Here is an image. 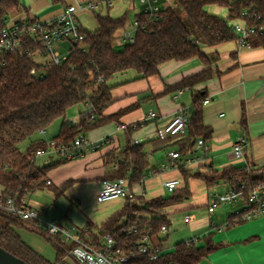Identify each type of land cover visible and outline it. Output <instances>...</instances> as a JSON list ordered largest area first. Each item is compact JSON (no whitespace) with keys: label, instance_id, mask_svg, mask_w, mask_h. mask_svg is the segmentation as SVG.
Returning <instances> with one entry per match:
<instances>
[{"label":"trees","instance_id":"1","mask_svg":"<svg viewBox=\"0 0 264 264\" xmlns=\"http://www.w3.org/2000/svg\"><path fill=\"white\" fill-rule=\"evenodd\" d=\"M175 3L176 6L162 8L156 20H149L140 12L135 42L126 43L121 50L116 48L114 38L117 30L125 26L127 16L98 13L95 14L98 28L94 31L84 29V43L72 42L69 55L60 65H37L32 55L20 52L0 58V196L21 200L46 187L51 189L48 172L68 161L58 159L38 166L35 163L37 152L48 149V144L33 141L26 151L19 145L36 132L45 131L54 121L65 118L68 110L79 103L89 104L91 110L82 114L77 123L64 121L59 134L53 138L57 144H70L80 134L86 136L95 127L117 119L124 112L112 116L104 114L114 102L112 81L118 74L133 70L138 74L137 79H145L159 74L160 65L166 62L196 56L210 64L213 57L206 54L204 47L237 38L231 22L245 11L251 14L250 24L264 27V0H175ZM213 4L225 9L228 16L224 18L211 13L208 6ZM18 7L19 0H0V31L6 27L10 12ZM178 8L185 12V17ZM250 44L264 48V32L251 37ZM40 47L25 39L23 49ZM214 73L209 67L165 91L188 88L193 93L189 136L181 141L179 149L183 157L191 154L200 138L206 143L212 137L213 129L204 122L203 107L208 93L194 89L211 79ZM242 124L246 125L244 119ZM133 131L129 125L127 145L119 154L123 158H114L117 168L102 179L125 177L133 184L146 178L149 156L143 144H134ZM179 170L181 180L178 179L180 183L171 196L146 200L145 195H141L140 199L125 200L123 207L101 224L88 220L86 226L79 229L81 239L99 249L103 247L105 236L110 235L116 242L114 252L120 249L129 257L123 264H200L219 247L210 235L199 237L197 242L190 244L180 241L172 250L164 248L169 238L166 234L171 225L170 212L173 207L188 210L184 200L192 195V179H199L210 190L221 183L227 184L228 188L239 187L242 183L255 186L264 182V177L254 166L230 165L202 174L200 170L193 171L181 164ZM64 187H52L57 198L63 195ZM207 201L209 205L210 195ZM243 221H235V215H231L226 226ZM27 222L0 211V246L29 264H72L66 258L70 257L68 252L75 244L65 243L60 235L49 236L57 254L55 262H51L19 235L18 229L27 227ZM164 226L168 228L166 234H162ZM142 245H147L151 251L158 248L159 257L151 259L148 254L139 252Z\"/></svg>","mask_w":264,"mask_h":264},{"label":"crops","instance_id":"2","mask_svg":"<svg viewBox=\"0 0 264 264\" xmlns=\"http://www.w3.org/2000/svg\"><path fill=\"white\" fill-rule=\"evenodd\" d=\"M88 1L89 0H19V7L10 12L7 25L25 19L51 21L57 18L68 5L78 3L84 4ZM137 1L139 2V0H116V6H113V9L108 11V14H112L111 16L113 17L124 16V9H126L128 5L126 2H131V6L137 8ZM163 2H166V0H160V5ZM139 5V12H142L140 2ZM87 11L88 9L85 10L83 8L78 11L79 22L84 29L94 31L98 28V21L97 25L92 29H88L82 21V16ZM138 14H136V19ZM123 33L124 30L120 34L121 40H123ZM204 51L206 54H209L210 57H216L211 59L210 64H207L196 56L184 61L174 60L166 62L160 65L159 74L145 79H137V72L131 75H128L127 72L121 74V78L119 77L118 80L114 81L113 84L115 87L112 90L114 102L108 107L104 115L112 116L120 112L124 113L117 119L101 124L86 134V137L90 141L96 142L109 137L111 138V143L99 150H90L82 157V160L85 161L86 169L88 170V166H90L91 163V166L94 168L97 166V173L92 171L93 173L90 172L86 178H83L82 175L78 176L72 171L66 173L67 177L65 178L70 179L69 184L72 183L74 187L78 185L81 186L76 189L73 187L72 190L68 189L70 192L64 189V192L66 190L67 194L63 193L61 197L67 205L72 206L75 203L84 202L82 200L85 197L82 193L86 190L85 185H87V183L84 182L85 180L94 179L89 194L90 196L97 197L102 178L113 169L111 166L112 160L114 158L116 159V155L118 156L127 145L128 135L126 130L117 129V127L122 124L128 126L137 125L131 137L133 140H138L140 144L144 145L152 168H157L162 162L165 163L171 152L179 151L181 141L189 136V130H187L185 134L168 139H160L157 137L156 133L159 128L169 123L182 107H185L190 112L193 102V93L188 88L184 89L182 93H180L181 90L165 91L184 78L198 74L209 67L213 68L215 72L214 76L206 82L197 85L194 90H205L208 93L207 99H209L210 102L208 104L204 103V122L213 129V134L212 137L206 141L205 146L195 145L189 156H202L203 159L191 166H187V168L193 171L200 170L202 174H207L213 169L222 170L230 165L254 166L264 177V48L251 44L246 47H240L237 38H235L216 46L204 47ZM150 103H153V107L146 111L145 105ZM151 111L158 113L157 119L148 118V114ZM243 119L246 125L242 124ZM73 122L77 123L79 121ZM58 134L59 133L55 134L53 138ZM241 136L249 139V145L244 149V157L236 160L233 157L232 151L235 142ZM31 141L33 142L32 139ZM160 152H163L162 158L160 159L161 162L155 164V157L156 155H160ZM49 156L50 160L43 165H48L58 160L54 159V154H50ZM117 159H120L119 156ZM71 163L72 162H66L63 164L69 165ZM61 165L54 167L48 172V178L52 182V187H58L55 185L53 173L54 170ZM93 167H90V169ZM151 170L153 169L149 171ZM148 173L146 176L148 179L145 180V178L143 184H141V182L130 184L132 190L137 195L136 198H141L140 194L142 188L147 190L145 194L146 200H150V198H146L147 194L150 193V195H152L154 192L155 178L153 177L157 172L152 177L148 176ZM65 178L59 177L56 179V182L60 184ZM171 179L179 178H174L173 175H166L159 180L164 186V182ZM191 184H200L202 189L205 187V184L199 179H192ZM221 185L223 191L228 188V185L223 183L214 188H219ZM52 187L51 189L49 187L45 189H48L52 196L55 197V200H57L58 198L52 191ZM1 190L2 187L0 186V192ZM158 196L159 195L156 197ZM153 198L155 197L152 195L151 199ZM189 199L190 198L187 200ZM95 202L101 205L109 201L99 203L96 199ZM125 202L126 201L123 203ZM26 203L37 209L35 205L27 201ZM184 207L189 211L190 208H194L195 206L185 203ZM115 210L116 209H110L107 211L105 218L108 219ZM236 210L231 208L223 214L216 213V210L213 213L208 212V217L199 216L193 224L191 230L193 235L189 239L210 235L214 243L219 246L200 264H264V215L255 219L243 221L242 223H236L232 226H226L228 218L234 215ZM212 214H214V217L216 215L218 219L215 223L211 217ZM81 220L82 219L77 223L80 226H76L72 220L68 223H70L69 225L73 226V228L81 229L84 228L88 222L85 218ZM103 221V217L93 220L96 224H101ZM59 223L61 226L67 227L63 225L61 220ZM27 224L28 227L33 228L41 229L43 227L37 224L35 225L31 221H28ZM202 243H204V241H202ZM164 248L169 250L173 249L166 247L165 244Z\"/></svg>","mask_w":264,"mask_h":264},{"label":"built area","instance_id":"3","mask_svg":"<svg viewBox=\"0 0 264 264\" xmlns=\"http://www.w3.org/2000/svg\"><path fill=\"white\" fill-rule=\"evenodd\" d=\"M116 0H89L84 4L68 5L63 12L54 20L43 21L40 19H25L15 22L11 25H6L0 31V58L7 54L20 52L23 54H30L37 65L55 64L60 65L67 57H62L57 46L63 42H74L76 44H83L85 41L84 28L79 22L78 11L85 8L95 11L99 6L105 5L108 8L114 6ZM142 6V12L148 16L149 20H156L160 16L162 7L160 0H139ZM250 12H243L241 16L231 22L235 33L237 34V41L240 47L250 45L251 37L257 35L259 32H264V27H256L250 24ZM260 18V16H258ZM140 26L138 19L135 20L132 29L125 30L123 33V41L126 43L135 42V31ZM25 39L31 40L41 47L38 49L24 50ZM35 74V71H33ZM183 90L180 91L182 93ZM210 102L209 99L204 101L205 104ZM190 112L185 107H182L179 112L167 123L164 127L157 130V137L160 139H168L185 134L188 130L190 122ZM149 119H157L158 113L151 111L148 114ZM136 128L137 125H133ZM128 125H120L118 130H127ZM111 143V138L107 137L100 141H90L85 135L80 134L70 144H57L51 140L47 142L48 149L39 150L37 156L44 154H54L59 160L72 161L82 157L86 152L99 150ZM134 144H139L138 140H134ZM198 146H205L203 139L198 140ZM249 145V139L241 136L235 142L233 147V157L241 159L244 157V149ZM113 159V158H112ZM203 158L194 155L183 157L179 151L171 152L168 160L162 164L160 172H164L170 168L185 164L191 166ZM112 168H117L114 159L111 162ZM157 171L151 170L148 176L152 177ZM144 179L141 180L143 184ZM180 181L178 179H171L164 182V187L169 192H173ZM51 181H48V185ZM146 190L142 188L140 195H145ZM136 193L132 190L127 178L122 177L118 179H102L100 182L99 192L97 194V201L99 203L107 202L113 199H123L133 201L136 198ZM242 203L244 208L236 210L235 221L250 220L264 215V182H259L255 186H250L247 183H242L239 187H230L222 192H215L213 194V201L210 202L208 211L215 212L216 207L220 204H237ZM0 211L6 214L15 216L25 221H33L38 226H45L49 236L60 235L62 240L67 244H75L68 252L69 256L78 264H123L129 257L124 256V253L117 249L114 252L116 245L115 240L110 236H105L102 248H95L83 241L80 236L79 229L67 228L60 225L59 221L45 223L41 220L39 211L28 205L25 198L19 200L13 196H0ZM186 223L192 221L191 215L187 214L184 218ZM168 228L163 227L162 233H167ZM147 241L146 238L143 240ZM191 241H198V238H192L186 241L190 244ZM139 252L148 254L151 259H156L160 255L158 248L150 250L147 245H142Z\"/></svg>","mask_w":264,"mask_h":264},{"label":"rangeland","instance_id":"4","mask_svg":"<svg viewBox=\"0 0 264 264\" xmlns=\"http://www.w3.org/2000/svg\"><path fill=\"white\" fill-rule=\"evenodd\" d=\"M116 1L114 3V6H116ZM127 8L124 9V13L125 16H127V21L124 27L119 28L115 34V38H114V43L115 46L118 50H121L123 48V46L126 44V42H124L123 40L120 39V34L122 33V31L124 30H133L132 26L133 23L136 20V14L140 13V5L139 2L137 1V8L132 7V3L131 2H126ZM162 8H167L169 6H176L175 0H166V2H163L161 4ZM85 9V8H83ZM112 8H107L105 5L104 6H99L95 11H91L88 10L87 12H85L82 16V21L83 23L86 25V27L88 29H92L97 25V19H96V15L95 14H103L106 15L108 14V11H110ZM86 10V9H85ZM102 10V11H100ZM180 14L182 15V17H185V12L178 8ZM208 10L216 15H219L220 17H224L226 18L228 16V14L226 13V10L223 9L222 7H220L217 4H213L208 6ZM112 15V14H111ZM127 25V26H126ZM136 33V31H135ZM57 48L60 50L62 57L64 56H68L69 55V51L71 49V43L70 42H63L60 43ZM128 75L131 74H135V71L130 70L128 73ZM122 76L121 74H118L115 79L112 81V83H114V81L118 80V78ZM121 78V77H120ZM151 107H153V103L147 104L145 105V110L148 111ZM91 109V106L87 103H79L75 106H73L72 108H70L65 116V118H60L56 121H54L45 131H41V132H36L34 135H32L30 137V139H26L25 141H23L19 146L22 150L26 151L29 144L32 142L31 139L33 141H44V142H50L52 140V138L54 137L55 134L59 133L60 129H61V125L63 123L64 120L67 121H79L80 120V115L86 112H89ZM160 155H156L155 157V164H158L159 162H161V158H162V153L160 152ZM85 156V155H84ZM82 156V157H84ZM119 158H123L122 156L118 155ZM116 155V159L118 157ZM82 157H79L77 159H74L72 161H68V162H72L69 165H61L59 166L57 169L54 170L53 173V178L55 181V185L58 186V188H64L66 190H72L74 186H72V183L69 184V180L67 177L66 173L68 171H72L74 172L76 175L80 176L82 175L83 178L88 177L87 175L92 172L95 171V173H97V166L94 168L93 166H88V170L86 169L85 166V161L82 160ZM54 159H58V157L56 155H54ZM50 160V156L47 154H44L42 156H36V160L35 163L38 166H42L44 163H46L47 161ZM163 162L160 163L158 165L157 168H152V164H150V169H153L155 171H157V174L153 177L155 178V188H154V192L152 193V195L154 197H156L157 195L159 196H164V197H169L172 195V192L167 191V189L163 186V184L160 182L161 178H164V176L166 175H173L174 178H180L181 180V172H180V165L174 167V168H170L164 172H160L161 170V166H162ZM90 167H93L90 169ZM149 170L147 171V173L149 172ZM93 173V172H92ZM59 177H63L65 178V180L59 184V182H56V179ZM89 179V178H88ZM148 178L146 177L145 180H147ZM160 179V180H159ZM84 182L87 183V185H85V191L82 193L83 196L85 197L82 201H84L83 203L78 202L75 203L72 206H69L66 204L65 201H63L62 197H59L57 200H55V197L52 196L51 192L48 189H45L43 191H37L31 195L26 196L25 200L28 203H31L32 205H35V207H37V210L40 213V217L41 220L44 221L45 223L48 222H53V221H60L63 223L64 226H67V228H73V226H70L68 223L70 220L73 221V223L76 226H80L79 223L80 219L84 220H94V219H100L103 217V220L105 221V215L106 212L109 211L110 209H116L113 213L119 211L123 205H124V201L123 199H114L111 200L105 204H97L95 202L96 197L95 196H90V192H91V187L92 184L94 183V179H90V180H85ZM146 182V181H145ZM71 187V188H70ZM77 187H81V186H75L74 189H76ZM190 187H191V192L192 195L189 197V200H184V202H186L188 205H194V208H190L189 211L187 210H181V208L178 209V207H173L172 211L170 212L169 218H170V222L171 225L169 227V232L163 233L169 236L168 240L165 242V246L166 247H170V248H174V246L180 242V241H185L187 239H189L192 235L193 232L192 227L193 224L196 222V220L198 219L199 216H209V211H208V207L209 205L207 204L208 201V196L210 195V202L213 201V194L217 191V192H222L223 191V187L222 185L219 188H212L210 190H207L205 187H203L204 189L201 188L200 184H191L190 183ZM147 189V188H146ZM65 190V194L66 193ZM68 190V191H69ZM147 191V190H146ZM70 192V191H69ZM209 193V195H208ZM152 195L147 194L146 198H150L152 197ZM55 200V201H54ZM123 203V204H122ZM118 208V209H117ZM233 210H241L244 208V205L242 203H237V204H220L216 207V213L219 214H223L224 212H227L230 209ZM189 214L192 217V221L190 223H186L184 221L185 216ZM212 219L214 220V223L217 222V217L214 214H212ZM78 220V221H77ZM81 220V221H82ZM86 220V222H87ZM103 221V222H104ZM33 224L36 225V223H34L33 221H31ZM100 223V222H99ZM18 233L21 236V238L28 244H30L34 249H36L38 252H40L45 258H47L48 260H50L51 262H55L56 260V251L52 245V243L49 241L48 237L49 234L47 233V230L45 228V226H43L41 229L39 228H33V227H20L18 229ZM68 260V262H71L72 264H76L74 263V260L71 257H67L66 258Z\"/></svg>","mask_w":264,"mask_h":264},{"label":"water","instance_id":"5","mask_svg":"<svg viewBox=\"0 0 264 264\" xmlns=\"http://www.w3.org/2000/svg\"><path fill=\"white\" fill-rule=\"evenodd\" d=\"M0 264H29V263L0 246Z\"/></svg>","mask_w":264,"mask_h":264}]
</instances>
